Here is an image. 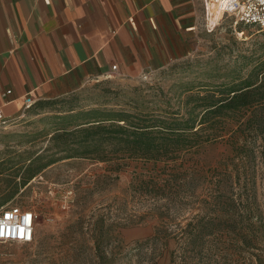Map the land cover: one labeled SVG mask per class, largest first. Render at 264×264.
<instances>
[{
  "label": "rangeland",
  "instance_id": "rangeland-1",
  "mask_svg": "<svg viewBox=\"0 0 264 264\" xmlns=\"http://www.w3.org/2000/svg\"><path fill=\"white\" fill-rule=\"evenodd\" d=\"M263 64L264 30L213 15L189 56L27 111L0 132V211L34 212L35 238L1 245L0 264H264V100L208 118L200 137L215 124L212 141L178 162L61 161L67 154L52 142L60 126L73 127L69 117L134 111L135 102L169 121L194 108L199 124L205 107L184 103L188 93L219 97L252 73L260 82ZM39 156L36 165L59 161L28 181Z\"/></svg>",
  "mask_w": 264,
  "mask_h": 264
},
{
  "label": "crops",
  "instance_id": "crops-1",
  "mask_svg": "<svg viewBox=\"0 0 264 264\" xmlns=\"http://www.w3.org/2000/svg\"><path fill=\"white\" fill-rule=\"evenodd\" d=\"M208 2L0 0V109L20 120L27 97L38 109L91 83L139 79L189 56Z\"/></svg>",
  "mask_w": 264,
  "mask_h": 264
},
{
  "label": "trees",
  "instance_id": "trees-1",
  "mask_svg": "<svg viewBox=\"0 0 264 264\" xmlns=\"http://www.w3.org/2000/svg\"><path fill=\"white\" fill-rule=\"evenodd\" d=\"M252 76L255 74L252 73ZM253 77L240 84L234 83L228 89H220L219 97L215 93H188L184 103L201 104L205 107L199 124L195 120L194 108L189 109L190 119L169 121L167 111L163 112V116H156L152 111L146 113L141 110L135 102L132 107L134 111L99 108L80 112L78 117H69L74 123L66 119L65 123H71L73 127L60 126L54 133L52 142L57 144L60 152L67 154L61 161L80 158L110 162L119 154L122 160L178 162L183 153L196 152L212 141L215 124L212 125L213 129L209 128L210 135L206 141L200 137L208 118L223 117L226 113L238 114L264 100V69L260 82L255 83ZM50 104L57 103H41L38 107L48 108ZM253 122L252 119L248 120L249 125ZM40 157L30 163L28 181L37 178L59 161L53 159L36 165ZM197 241L198 237L193 240L194 244Z\"/></svg>",
  "mask_w": 264,
  "mask_h": 264
},
{
  "label": "built area",
  "instance_id": "built-area-1",
  "mask_svg": "<svg viewBox=\"0 0 264 264\" xmlns=\"http://www.w3.org/2000/svg\"><path fill=\"white\" fill-rule=\"evenodd\" d=\"M234 17L238 23L264 30V0H209L207 16ZM117 66H114V70ZM11 94V92H8ZM35 100L25 99L24 109L30 110ZM13 120L0 109V132L7 130ZM36 214L22 207L4 208L0 211V246L6 243H31L35 238Z\"/></svg>",
  "mask_w": 264,
  "mask_h": 264
},
{
  "label": "bare ground",
  "instance_id": "bare-ground-1",
  "mask_svg": "<svg viewBox=\"0 0 264 264\" xmlns=\"http://www.w3.org/2000/svg\"><path fill=\"white\" fill-rule=\"evenodd\" d=\"M216 16H220V17H223L222 15H216Z\"/></svg>",
  "mask_w": 264,
  "mask_h": 264
}]
</instances>
